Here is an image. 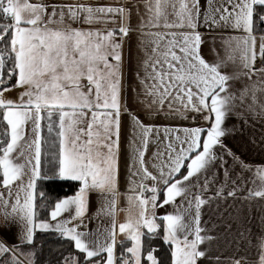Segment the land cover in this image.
<instances>
[{"label":"snow or ice","instance_id":"obj_1","mask_svg":"<svg viewBox=\"0 0 264 264\" xmlns=\"http://www.w3.org/2000/svg\"><path fill=\"white\" fill-rule=\"evenodd\" d=\"M130 89L147 116L188 124L145 122ZM56 180L78 188L47 203L38 181ZM229 198L264 202V0H0V264H264L247 228L234 240L254 258L214 254L205 206L230 234Z\"/></svg>","mask_w":264,"mask_h":264},{"label":"crops","instance_id":"obj_2","mask_svg":"<svg viewBox=\"0 0 264 264\" xmlns=\"http://www.w3.org/2000/svg\"><path fill=\"white\" fill-rule=\"evenodd\" d=\"M100 2H107V3H116L118 0H100ZM136 23L135 17L133 18V24ZM136 44H137V37L136 34L132 35L131 39V50H132V56L133 60L131 63V66L126 62V76L128 79V83L132 85L133 88L136 87L137 81L135 77V56H136ZM129 48V43H125V50L127 53V50ZM17 91H13L9 93L13 98L16 97ZM128 105L131 110L135 111L142 120H145V122H155L158 124H169L172 126L175 125H187V121H181L179 119L172 120L171 118H164V117H149L145 114L143 105L137 102V99L135 97V94L129 90L128 94ZM123 120V131L121 136V147H120V176H121V190L125 191L128 187L127 181L129 176V165H130V149L128 145V136L127 131L129 127V119L127 114L122 115ZM230 146L234 148V150H240V141L238 139H230L229 141ZM150 150H153L150 148ZM245 158L252 162H257L261 159L259 154L257 153H248L245 151ZM71 181V180H70ZM240 195V194H238ZM92 210L95 211L97 206V198L93 196L92 198ZM228 204L230 207H228L227 211L228 213H232L233 215L229 217L233 221V230L229 234L224 231V217L221 216V213L223 212V206H221L220 210H216V205L212 206V211H209L207 209V206H205V214L202 218V224H204L205 221H208V227L212 228L213 225H215L214 228V234L218 235V240L214 243L213 251L215 255H218L221 257L222 260H225L228 257H245L247 258H254V248L252 247V244H245L244 242L236 241L234 240V237L236 236V229H243L247 228L251 233V239L253 242H255L256 239H258L262 234H264V202H261L259 198L256 200H253L251 202H242L241 200H236L234 203L229 198ZM121 206H126V202L122 201ZM171 210V209H169ZM238 210V212L236 211ZM161 212L164 211V209H160ZM224 216H227V213L224 214ZM124 213L120 214V219L123 220ZM91 228L96 227V221H93L92 224L89 225ZM241 264H244V260H241Z\"/></svg>","mask_w":264,"mask_h":264},{"label":"trees","instance_id":"obj_3","mask_svg":"<svg viewBox=\"0 0 264 264\" xmlns=\"http://www.w3.org/2000/svg\"><path fill=\"white\" fill-rule=\"evenodd\" d=\"M47 158L42 159V171H48ZM78 188V182L70 180H56V181H38V190H43L48 195L47 203H51L55 198H62L65 195H72ZM41 240L46 242L44 256L46 261L58 260L59 255L56 251L60 246L55 243L54 238L48 234H38ZM66 247V246H65ZM166 249L167 246L164 245ZM49 249H52L50 252Z\"/></svg>","mask_w":264,"mask_h":264}]
</instances>
